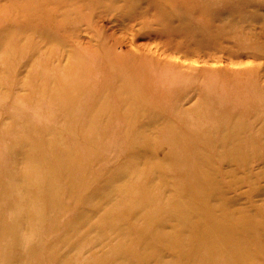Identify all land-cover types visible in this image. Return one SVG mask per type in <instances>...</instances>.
<instances>
[{
  "label": "rangeland",
  "instance_id": "1",
  "mask_svg": "<svg viewBox=\"0 0 264 264\" xmlns=\"http://www.w3.org/2000/svg\"><path fill=\"white\" fill-rule=\"evenodd\" d=\"M209 215L264 264V0H0L2 264H176Z\"/></svg>",
  "mask_w": 264,
  "mask_h": 264
},
{
  "label": "bare ground",
  "instance_id": "2",
  "mask_svg": "<svg viewBox=\"0 0 264 264\" xmlns=\"http://www.w3.org/2000/svg\"><path fill=\"white\" fill-rule=\"evenodd\" d=\"M185 219H188L185 218ZM236 231L232 227H226L225 224L218 222L212 216H208L206 224L202 228L193 229L188 234L184 244L181 247L183 256L182 260L177 261L176 264H191V254H200L203 252H216L217 256L222 257L227 262H232L231 264H240L244 259H249L251 257V251L244 248L241 241H237L233 238ZM212 239V241H219L220 245L217 249L204 244L203 240ZM164 243H157V245L169 246ZM145 248V246L142 244ZM137 252H134L135 256H142V249L140 247L136 248ZM163 251V248L158 249V253ZM160 260V259H159ZM185 260V262H184ZM3 260L0 257V264ZM139 263V261H138ZM141 263V262H140ZM157 263V261H155ZM142 264V263H141ZM174 264V263H170Z\"/></svg>",
  "mask_w": 264,
  "mask_h": 264
}]
</instances>
